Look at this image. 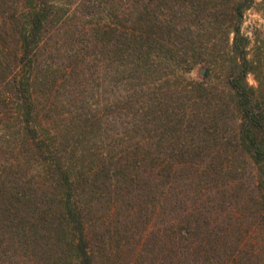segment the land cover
<instances>
[{"label": "trees", "instance_id": "1", "mask_svg": "<svg viewBox=\"0 0 264 264\" xmlns=\"http://www.w3.org/2000/svg\"><path fill=\"white\" fill-rule=\"evenodd\" d=\"M256 2L0 0V264H96L121 211L156 203L159 264L248 259L259 178L246 193L231 159L264 168ZM108 76L131 88L104 109L132 121L99 154L85 100ZM211 175L219 191L193 188Z\"/></svg>", "mask_w": 264, "mask_h": 264}, {"label": "rangeland", "instance_id": "2", "mask_svg": "<svg viewBox=\"0 0 264 264\" xmlns=\"http://www.w3.org/2000/svg\"><path fill=\"white\" fill-rule=\"evenodd\" d=\"M243 32L250 38V57L257 62L261 61V63H264V0H257L255 6L246 12L243 20ZM202 70L203 66H199L191 74L186 76L189 79L201 80ZM114 80L115 78L113 76H108L106 80H102V82H105H103L104 85L100 88V91L90 84L88 86L90 93H88L85 100L89 106L100 108L97 114H99L98 121H101V129L96 135H92L88 138L92 142L91 146H93L95 153L99 154L102 152L107 153L109 146L112 145L114 137L117 136L118 130L122 132V124H127L132 121L130 117H119V115L117 119H115L117 115L111 114L108 110L104 109L105 105H113L120 94H128V90L131 88V86L128 87V85L116 88L111 85V82H114ZM258 80L264 82V70H260L255 74H250L248 77L249 84L255 88L258 87ZM62 110V108H59L60 112H62ZM63 112H68V109ZM115 120L117 121L115 122ZM234 159H231L232 165L240 170V174L242 172L243 174L245 173L243 182L244 187H246V193L247 189H249L248 192L252 190V185H250L252 183L251 175H253L254 178V176L258 174L259 181H257V187L252 195L257 196L261 201V205L259 206L252 201L251 206L248 207H252L250 210H253V213L258 209L264 211L263 166H253L252 163L248 161V158L246 160L240 156H236ZM224 160H226V158ZM234 175L236 174H228L227 179L229 180V178H231L232 180ZM212 178H214V175L208 177L206 184L197 181V184L195 183L193 188L204 191L206 195L209 192L219 191L217 189L218 183H214ZM223 182L224 181H222V184ZM153 202L151 205L155 204ZM156 204V209H154L153 206V208L148 207V209L150 208V214H147V205L144 207L143 204L131 211H127L126 209L121 211L119 223L118 221H114L113 226L109 224L108 227H110H107L112 230L110 235L107 232L109 240L108 247L102 253L98 254L96 264H159V203ZM101 214L102 213H100V216ZM243 228L244 232H250V234L244 232L243 234L244 236H248L246 241L248 244L247 249L251 252V255L248 256L246 261L242 259L243 262L241 264H264V217L257 215L251 219V223L245 224ZM184 264H187V262H184ZM228 264H234V262L231 263V261L228 260Z\"/></svg>", "mask_w": 264, "mask_h": 264}]
</instances>
